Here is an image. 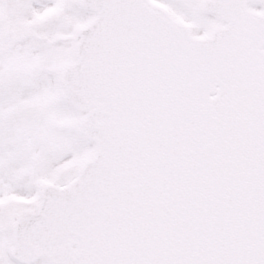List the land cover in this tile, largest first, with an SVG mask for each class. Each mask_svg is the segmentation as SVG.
I'll list each match as a JSON object with an SVG mask.
<instances>
[{
    "label": "snow or ice",
    "instance_id": "obj_1",
    "mask_svg": "<svg viewBox=\"0 0 264 264\" xmlns=\"http://www.w3.org/2000/svg\"><path fill=\"white\" fill-rule=\"evenodd\" d=\"M0 264H264V0H0Z\"/></svg>",
    "mask_w": 264,
    "mask_h": 264
}]
</instances>
